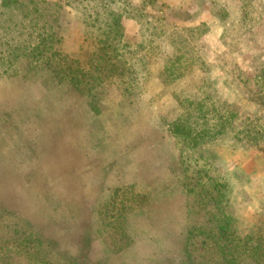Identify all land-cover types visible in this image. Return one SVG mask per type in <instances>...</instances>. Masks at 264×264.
Wrapping results in <instances>:
<instances>
[{"label": "rangeland", "instance_id": "obj_1", "mask_svg": "<svg viewBox=\"0 0 264 264\" xmlns=\"http://www.w3.org/2000/svg\"><path fill=\"white\" fill-rule=\"evenodd\" d=\"M43 1L60 8L59 50L86 70L94 66L97 28L84 26L65 0ZM122 1L164 23L211 24L215 15L227 24H213L204 35L205 62H182L168 42L151 43L149 26L139 31L128 11L124 38L143 46L144 68L127 94L117 79L94 86L99 112L88 106V96L47 70L0 81V232L24 225L74 254L88 231L97 237L91 259L108 264L180 258L186 229L201 209L186 195L187 179H194L185 177L184 167H205L227 184L240 234L264 229V138L233 132L252 127L249 122L264 126V94L253 79L264 66V0ZM215 100L234 113L232 131L186 148L169 123L191 102L216 106ZM127 187L145 199L124 217V248L114 254L116 237L101 227L98 210Z\"/></svg>", "mask_w": 264, "mask_h": 264}, {"label": "trees", "instance_id": "obj_2", "mask_svg": "<svg viewBox=\"0 0 264 264\" xmlns=\"http://www.w3.org/2000/svg\"><path fill=\"white\" fill-rule=\"evenodd\" d=\"M65 5L78 9L84 26L97 28L94 35L98 41L94 58V66L97 67L91 65L86 70L59 50L62 23L57 4L43 0H0V81L47 70L54 80H66L88 96V106L93 111L98 110L94 86L105 80L117 79L116 84L123 85V92L127 94L138 85L136 76L144 68L143 56L140 55L143 46L132 47L124 38L122 18L128 15V11L134 12L129 17L139 25V31H148L145 26H149L151 43L168 42L171 50L180 53L176 60L182 59V62L188 58L192 60V57L205 62L207 45L204 35L213 24L221 27L227 24L226 20L220 21L215 15H212L214 20L211 24L207 21L193 26L164 23L161 18L144 16L136 3L132 10L128 9L122 0H65ZM241 20L244 16L240 17ZM225 37L223 33L222 38ZM220 41L226 49L225 43ZM182 50L184 54H181ZM137 62L140 63L135 68ZM92 67L96 74H91ZM253 79L264 94V66ZM206 94L207 99L213 97L210 92ZM213 103L217 107L208 102L193 101L184 107L179 118L169 123L172 135L186 148L198 147L201 141L216 139L232 128L234 113L221 109L216 100ZM250 123L252 127L246 126L243 131L234 128L233 132L245 136L252 133L256 138H264V126L253 122L248 125ZM181 161H185V157ZM184 170L186 178L192 176L194 179H187L186 195H191L189 200L196 211V207L201 209L197 211L193 224L186 229L181 257H164L161 264H247L250 261L252 264H264V229L259 227L254 234L239 233L235 216L229 208L227 184L216 175H210L205 167H184ZM139 199H145V195L127 187L116 189L113 197L100 206L101 227L116 237L110 252L117 254L123 250L126 238L123 220L138 206L136 201ZM91 237L87 231L80 239L78 251L71 254L43 240L41 232H34L24 225H13L0 232V264H108L107 261L91 259L92 243L97 238ZM150 262L147 264H159V261Z\"/></svg>", "mask_w": 264, "mask_h": 264}]
</instances>
